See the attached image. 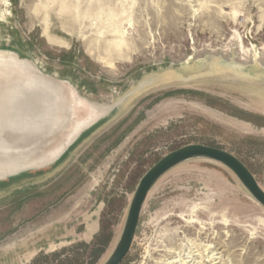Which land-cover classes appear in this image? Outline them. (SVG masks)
Wrapping results in <instances>:
<instances>
[{"label":"rangeland","instance_id":"rangeland-1","mask_svg":"<svg viewBox=\"0 0 264 264\" xmlns=\"http://www.w3.org/2000/svg\"><path fill=\"white\" fill-rule=\"evenodd\" d=\"M4 48L115 108L60 165L0 187V264H57L63 252L106 264L143 176L190 145L236 156L264 190V0H0ZM103 229L113 237L95 261ZM199 254L264 264V208L207 160L158 181L123 264Z\"/></svg>","mask_w":264,"mask_h":264},{"label":"water","instance_id":"water-1","mask_svg":"<svg viewBox=\"0 0 264 264\" xmlns=\"http://www.w3.org/2000/svg\"><path fill=\"white\" fill-rule=\"evenodd\" d=\"M1 53L15 55L16 60L13 61L12 58L2 56ZM11 61L18 65L22 62V66L28 69L13 68L9 65ZM23 62H26V65ZM53 91L58 92L59 95L65 94L68 106L73 107L70 117L65 119L62 125H58L61 120H64L61 111L54 112L50 116L44 113L49 108H56L58 104L54 99ZM7 105L12 108L11 112L19 114H21V110L24 114L26 111L29 113V109H31L34 119L39 121L41 117L42 119L48 118V121L54 122L56 129L55 133L50 135L41 157L28 162L27 167L19 168L12 173H5L0 177V184L23 175L32 174L30 172L40 173L55 168L64 156L70 153L83 135L100 123L106 122L115 108L110 105L89 102L79 95L71 83L44 74L31 60L8 48L0 49V108ZM90 105H94V107H90ZM97 106H109V110L101 117L98 115L103 112L93 115ZM83 112L84 115H82ZM9 119H5V123L10 122ZM20 130L18 127H13V135H18ZM10 132L9 130L5 131L4 135ZM194 160L212 161L228 168L255 201L264 208V190L239 158L219 148L204 145H190L181 148L160 160L141 179L131 202L121 239L106 264H123L127 258L135 239L146 200L158 181L174 168Z\"/></svg>","mask_w":264,"mask_h":264},{"label":"bare ground","instance_id":"bare-ground-1","mask_svg":"<svg viewBox=\"0 0 264 264\" xmlns=\"http://www.w3.org/2000/svg\"><path fill=\"white\" fill-rule=\"evenodd\" d=\"M2 56L7 58H12L13 61L16 60L15 55L10 53H1ZM26 65V62H23ZM13 68L16 67L21 70L28 69L25 66H22V62L14 64V62H9ZM23 67V68H22ZM236 70H242V66L235 65L233 67ZM235 71V70H234ZM243 73V72H242ZM245 74V73H244ZM248 75V74H247ZM148 82V81H147ZM145 84V83H144ZM143 87V86H142ZM53 96L55 101L58 103L56 108L48 109L44 113L47 116H50L54 112H62L64 120H61L58 125L64 124L65 119L70 117L71 112H73V107L68 106V100L65 94L59 95L58 92L53 91ZM94 105H90V107ZM97 109L93 111V115L101 117L109 110L107 107H96ZM11 109L8 105L0 108V177L5 173H12L17 171V169L22 167H27L28 162L36 160L41 157L44 153V147L47 141L50 138V135L55 133L54 122L48 121V118H43L38 121L33 118V111L29 109V113H24L21 110V114L16 112H11ZM48 113V114H47ZM84 115V112L82 113ZM10 118L8 123H5V119ZM13 127L20 128V133L16 136L13 135ZM12 129V130H11ZM11 131L4 135L5 131ZM4 135V136H3ZM185 257V256H184ZM196 259L188 258L189 260H170L165 264H206L209 262L203 256L196 255ZM183 259V258H182ZM216 260V259H214ZM215 262V261H214Z\"/></svg>","mask_w":264,"mask_h":264},{"label":"trees","instance_id":"trees-1","mask_svg":"<svg viewBox=\"0 0 264 264\" xmlns=\"http://www.w3.org/2000/svg\"><path fill=\"white\" fill-rule=\"evenodd\" d=\"M5 49V48H4ZM101 124H103V123H100L99 125H97V126H95L93 129H91L89 132H87L85 135H83V137L80 139V141L75 145V146H77L82 140H84L88 135H90L92 132H94ZM75 146L71 149V151L75 148ZM70 151V152H71ZM69 154V153H68ZM68 154H66L65 156H64V158L56 165V167L58 166V165H60L64 160H65V158L67 157V155ZM249 169V168H248ZM250 170V169H249ZM253 174V173H252ZM29 176H32L31 174L30 175H23V176H21V177H19V178H16V179H12V180H10V181H8V182H5V183H1L0 184V187H3V186H6V184H9V183H12V182H14V181H16V180H19V179H24V178H27V177H29ZM112 237H113V233L111 232V233H108V234H106L105 233V230L103 229L102 230V232H100V234L96 237V239H95V242H94V246L92 247V252H91V256H92V258H94L95 259V261H97L99 258H100V256L106 251V249L109 247V245H110V243H111V241H112ZM64 254V252L63 253H60V254H56L55 255V259H56V262H57V264H77V261L76 260H68V259H62L61 257H62V255ZM43 257L44 258H46V259H48L49 258V256H41L40 257V259H38V260H36V262L35 263H39V261L41 260V259H43ZM34 263V264H35Z\"/></svg>","mask_w":264,"mask_h":264},{"label":"crops","instance_id":"crops-1","mask_svg":"<svg viewBox=\"0 0 264 264\" xmlns=\"http://www.w3.org/2000/svg\"><path fill=\"white\" fill-rule=\"evenodd\" d=\"M88 221L89 222L87 223L86 232L83 236L90 240L98 233L99 213L94 212Z\"/></svg>","mask_w":264,"mask_h":264}]
</instances>
